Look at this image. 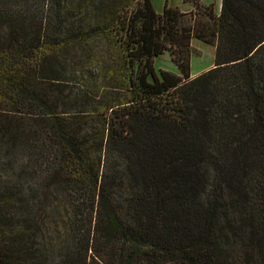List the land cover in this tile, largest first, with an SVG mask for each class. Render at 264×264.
Listing matches in <instances>:
<instances>
[{
  "label": "trees",
  "instance_id": "16d2710c",
  "mask_svg": "<svg viewBox=\"0 0 264 264\" xmlns=\"http://www.w3.org/2000/svg\"><path fill=\"white\" fill-rule=\"evenodd\" d=\"M35 6L0 4V264H264V0L195 76L168 0Z\"/></svg>",
  "mask_w": 264,
  "mask_h": 264
},
{
  "label": "rangeland",
  "instance_id": "374dc122",
  "mask_svg": "<svg viewBox=\"0 0 264 264\" xmlns=\"http://www.w3.org/2000/svg\"><path fill=\"white\" fill-rule=\"evenodd\" d=\"M5 0H0V4ZM19 1V0H18ZM36 6L32 11L41 10L39 2L41 0H31ZM167 0H153L155 8L162 12ZM222 0H168V3L177 8L176 14L179 18L180 35L176 43H169V47L162 53L154 57L157 70L169 69L179 74H183L182 64L189 63L191 76H195L202 71L215 65L216 45L205 40L198 35L203 29L209 34L215 27V20L221 10ZM29 23L35 21V15L29 13ZM7 31H3L0 37H5ZM211 35V34H210ZM76 54L74 48H69L66 55ZM138 63H134L133 75L137 73ZM10 102L3 103L2 108L11 106ZM26 110V109H23Z\"/></svg>",
  "mask_w": 264,
  "mask_h": 264
}]
</instances>
